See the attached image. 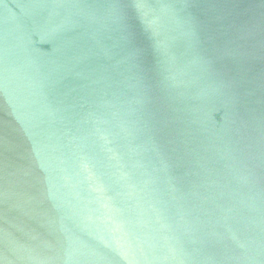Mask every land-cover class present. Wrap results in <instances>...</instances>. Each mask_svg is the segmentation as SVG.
Instances as JSON below:
<instances>
[{"label":"water","instance_id":"water-1","mask_svg":"<svg viewBox=\"0 0 264 264\" xmlns=\"http://www.w3.org/2000/svg\"><path fill=\"white\" fill-rule=\"evenodd\" d=\"M0 264H264V0H0Z\"/></svg>","mask_w":264,"mask_h":264}]
</instances>
